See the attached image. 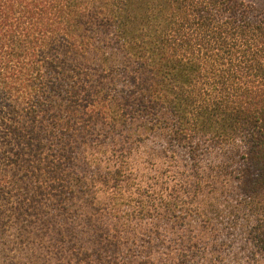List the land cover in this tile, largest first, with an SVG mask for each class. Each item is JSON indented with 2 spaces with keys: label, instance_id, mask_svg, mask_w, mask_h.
Listing matches in <instances>:
<instances>
[{
  "label": "trees",
  "instance_id": "1",
  "mask_svg": "<svg viewBox=\"0 0 264 264\" xmlns=\"http://www.w3.org/2000/svg\"><path fill=\"white\" fill-rule=\"evenodd\" d=\"M74 137L103 174L83 180L70 169ZM139 149L175 159L183 183L157 201L169 211L181 200L194 211L233 182L244 215L230 210L225 222L264 255V9L244 0H0V264H19L8 259V231L44 223L46 204L55 217L67 213L76 185L112 186L94 209L118 216L133 203L149 216L154 195L123 194ZM211 151L222 159L208 160Z\"/></svg>",
  "mask_w": 264,
  "mask_h": 264
},
{
  "label": "rangeland",
  "instance_id": "2",
  "mask_svg": "<svg viewBox=\"0 0 264 264\" xmlns=\"http://www.w3.org/2000/svg\"><path fill=\"white\" fill-rule=\"evenodd\" d=\"M244 1L256 10L264 9V0ZM71 141L74 161L70 169L83 180L103 174V165L91 167L84 162L82 154L90 148L80 146L81 138L74 137ZM215 154L211 151L207 159H222ZM132 158L129 169L136 173L131 177L134 183L129 187L123 185V194L142 201L149 199L148 193L154 195L156 201L149 202L156 205L148 208L146 216H149H140L133 203L122 205L118 216L94 209L90 203L107 202L112 186L106 191L101 182L90 184L88 190L76 185L75 192L68 195L67 213L55 217L52 211L47 212L46 204L40 218L44 223L34 217L32 220L37 221H26L22 234L16 228L8 231L14 240L8 259L19 264H264V255L253 254L243 231L229 228L225 222L230 210L239 217L244 215L233 182L218 185L222 190L216 200L204 195L203 200L191 203L198 208L194 211L184 212L186 204L182 200L181 208L169 211L157 205V201L174 199V191L179 189L175 159L149 157L142 149ZM176 215H184L186 222L174 223ZM205 215L221 218L223 222L205 227L202 223Z\"/></svg>",
  "mask_w": 264,
  "mask_h": 264
}]
</instances>
